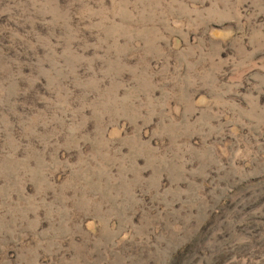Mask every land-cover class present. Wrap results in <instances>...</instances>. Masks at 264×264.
Returning <instances> with one entry per match:
<instances>
[{
    "label": "rangeland",
    "instance_id": "374dc122",
    "mask_svg": "<svg viewBox=\"0 0 264 264\" xmlns=\"http://www.w3.org/2000/svg\"><path fill=\"white\" fill-rule=\"evenodd\" d=\"M0 264H264V0H0Z\"/></svg>",
    "mask_w": 264,
    "mask_h": 264
}]
</instances>
